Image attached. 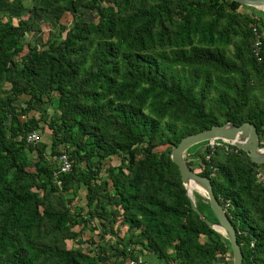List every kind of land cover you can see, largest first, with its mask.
<instances>
[{"label":"trees","instance_id":"1","mask_svg":"<svg viewBox=\"0 0 264 264\" xmlns=\"http://www.w3.org/2000/svg\"><path fill=\"white\" fill-rule=\"evenodd\" d=\"M32 1L0 0V264H233L171 150L228 121L253 122L264 145V11L235 0ZM198 145L189 165L230 202L243 264H264V165L221 140Z\"/></svg>","mask_w":264,"mask_h":264},{"label":"water","instance_id":"2","mask_svg":"<svg viewBox=\"0 0 264 264\" xmlns=\"http://www.w3.org/2000/svg\"><path fill=\"white\" fill-rule=\"evenodd\" d=\"M235 1L264 11V0ZM218 140L242 149L249 155L252 162L264 165V145H261L262 141L257 126L251 121H245L239 125L228 121L186 135L177 145L172 147L171 158L178 165L182 182L187 189V195L191 200L193 209L203 221L220 232L229 241L233 264H243L244 254L238 241L237 227L216 196L212 178L201 175L192 169L188 162L187 152L192 146L205 141L216 142ZM194 191L208 199L217 222L209 220L205 213L198 208Z\"/></svg>","mask_w":264,"mask_h":264},{"label":"built area","instance_id":"3","mask_svg":"<svg viewBox=\"0 0 264 264\" xmlns=\"http://www.w3.org/2000/svg\"><path fill=\"white\" fill-rule=\"evenodd\" d=\"M253 31H254V42H253V46H252V51L254 53V55L261 60L262 56H261V50H262V35L261 33L257 30V28L255 26H253ZM39 139V133L37 132H31L28 134L27 136V141L28 142H36ZM217 142V141H216ZM216 142H210L211 145H214ZM207 158H210V154L207 155ZM59 161L61 163V171H70L72 168V163L71 160L68 156L67 153H63L60 158ZM210 168L212 169L211 175H214V173L216 172V168L211 165ZM57 175V173H56ZM257 178L258 181L264 186V168H260V170L257 172ZM225 208V210L227 211V213L229 212V207H230V202H227L225 204H222ZM229 215V213H228ZM230 216V215H229ZM231 217V216H230ZM237 227V234L242 233V230H239L240 228L238 226ZM254 242L251 243V246H254ZM129 264H153L151 261L146 260L145 258L138 256V257H134V258H129L128 261ZM252 264H255L254 262Z\"/></svg>","mask_w":264,"mask_h":264},{"label":"rangeland","instance_id":"4","mask_svg":"<svg viewBox=\"0 0 264 264\" xmlns=\"http://www.w3.org/2000/svg\"><path fill=\"white\" fill-rule=\"evenodd\" d=\"M32 0H25V3L27 4V8H28V6H31V4H32ZM27 12V9H24V10H21V11H17V12H13L14 13V15H17V16H21V15H24L25 13ZM89 15H84L82 18H81V20L82 21H85V20H87V19H92V16L90 15L89 17H88ZM62 21H63V23H65V24H69L71 21H72V14H70V13H67V14H65L64 15V17H63V19H62ZM44 23V22H43ZM44 35L42 36L41 35V33H38V37L40 38L41 36H42V39H46V37L48 36V31H49V24H48V21H47V23H44ZM41 39V38H40ZM41 107H43V106H41ZM48 131V130H47ZM48 133H49V131L48 132H45V134H44V137L47 139L48 137H47V135H48ZM207 147V145H198V146H192L191 147V149L189 150V152H187V157H188V159L190 160V159H193L194 161L196 160V151L197 150H203V149H205ZM196 169H197V163H196V161L194 162V165H193ZM195 192H197V191H194V193ZM198 193V192H197ZM195 195V194H194ZM196 197V196H195ZM196 199V198H195ZM234 222L236 223V225L238 226V227H241V224H240V222L237 220V219H234ZM85 235H87V233L85 234ZM151 259L152 260H155V257L154 256H152L151 257Z\"/></svg>","mask_w":264,"mask_h":264}]
</instances>
